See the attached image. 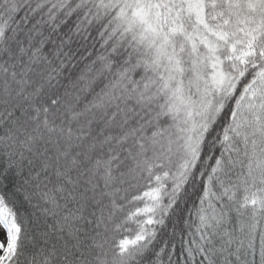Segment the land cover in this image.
<instances>
[{
    "label": "snow or ice",
    "instance_id": "obj_1",
    "mask_svg": "<svg viewBox=\"0 0 264 264\" xmlns=\"http://www.w3.org/2000/svg\"><path fill=\"white\" fill-rule=\"evenodd\" d=\"M0 264H264V0H0Z\"/></svg>",
    "mask_w": 264,
    "mask_h": 264
}]
</instances>
